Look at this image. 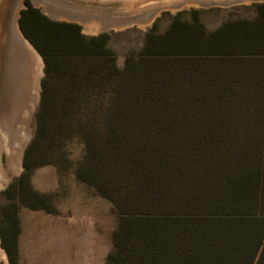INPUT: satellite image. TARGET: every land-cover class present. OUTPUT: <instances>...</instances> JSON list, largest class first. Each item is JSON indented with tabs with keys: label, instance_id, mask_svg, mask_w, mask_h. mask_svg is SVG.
Segmentation results:
<instances>
[{
	"label": "trees",
	"instance_id": "16d2710c",
	"mask_svg": "<svg viewBox=\"0 0 264 264\" xmlns=\"http://www.w3.org/2000/svg\"><path fill=\"white\" fill-rule=\"evenodd\" d=\"M24 6L18 27L43 75L26 172L0 193L9 264L18 208L46 201L28 173L50 163L116 215L103 264H264V1L211 30L172 18L121 66L106 34Z\"/></svg>",
	"mask_w": 264,
	"mask_h": 264
},
{
	"label": "rangeland",
	"instance_id": "374dc122",
	"mask_svg": "<svg viewBox=\"0 0 264 264\" xmlns=\"http://www.w3.org/2000/svg\"><path fill=\"white\" fill-rule=\"evenodd\" d=\"M36 1L20 0L14 22L22 37L18 27V17L20 10L25 7L24 2H27L50 20L77 25L80 33L86 37L106 34L107 46L113 53L117 66H121L127 52L137 51L140 48L144 33L148 29L161 32L172 18L190 20L192 16H195L206 29L211 30L226 20L249 18L252 14L251 6L262 3L264 0L206 7L182 4L175 8L158 9L130 24H109L98 26V28L85 27L79 21L50 14ZM191 11H195V13L191 14ZM23 39L29 44L24 37ZM39 59L41 64L35 90L36 99L27 126L21 125L22 139L19 144L23 143L24 145L12 152L3 150L0 145V193L26 172L22 165V158L24 150L32 138L34 114L43 75V63L40 56ZM29 67L35 74V64L34 66L31 64ZM30 92H33L32 89ZM0 135H3L9 143V134L4 135L0 132ZM62 150L68 159H73L78 155V144L69 142ZM64 165L56 167L51 163L42 164L28 173V185L33 191L46 195V201L41 204L43 209L18 208L19 233L17 236V258L14 264L104 263L110 248V235L115 228L116 215L111 212L109 204L105 200L79 183L72 174V169ZM0 264H9L1 246Z\"/></svg>",
	"mask_w": 264,
	"mask_h": 264
},
{
	"label": "bare ground",
	"instance_id": "6f19581e",
	"mask_svg": "<svg viewBox=\"0 0 264 264\" xmlns=\"http://www.w3.org/2000/svg\"><path fill=\"white\" fill-rule=\"evenodd\" d=\"M42 1L46 4L40 0H37L36 3L42 5L50 14L79 21L85 27L98 28L101 25H115L112 21L117 19L121 21L119 23L132 21L140 16L143 17L144 14L158 6L174 4L175 1L178 2L179 0ZM7 2V0H0V132L4 135L9 134L10 138L9 143H7L5 137L0 135V145L3 150L12 152L16 150L20 139H22L21 125L27 126L30 118L36 99L35 90L41 62L37 53L17 30L14 20L10 28L11 56L8 60H6L7 57L3 59L6 51H8L7 47L5 51L7 38H5L3 26ZM31 64L36 66L35 74L30 70ZM31 89L33 92H30Z\"/></svg>",
	"mask_w": 264,
	"mask_h": 264
},
{
	"label": "water",
	"instance_id": "95a60500",
	"mask_svg": "<svg viewBox=\"0 0 264 264\" xmlns=\"http://www.w3.org/2000/svg\"><path fill=\"white\" fill-rule=\"evenodd\" d=\"M8 4H7V7L5 9V12H4V16H3V19H4V30H5V38L8 39V42H7V39H6V43H5V51H6V47H7V50L5 55H4V58L7 57L6 60L9 59V57L11 56V51H10V28H11V25H12V21L15 19V15H16V12H17V8L20 4V0H7ZM42 3L46 4L44 1L40 0ZM256 1H262V0H230V1H227V0H217V1H202V0H179L178 2L175 1L174 4H169V5H163V6H158L152 10H150V12L144 14L143 16L145 15H148V14H151L152 12L158 10V9H163V8H175L177 6H180L182 4H192V5H197V6H226V5H232V4H237V3H242V2H256ZM142 17V16H140ZM139 18H135L134 20L132 21H127L125 23H119L121 22L120 20H113L112 22L115 23L116 25H123V24H130V23H133V22H137ZM9 48V49H8ZM35 51V50H34ZM24 144L23 143H18L17 145V150L19 149L20 146H23Z\"/></svg>",
	"mask_w": 264,
	"mask_h": 264
}]
</instances>
